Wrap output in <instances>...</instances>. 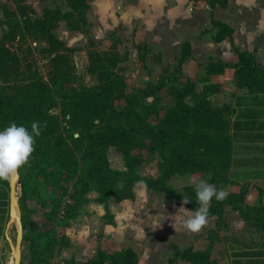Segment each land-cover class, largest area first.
Returning a JSON list of instances; mask_svg holds the SVG:
<instances>
[{
  "label": "trees",
  "instance_id": "obj_1",
  "mask_svg": "<svg viewBox=\"0 0 264 264\" xmlns=\"http://www.w3.org/2000/svg\"><path fill=\"white\" fill-rule=\"evenodd\" d=\"M203 1L211 7L227 5V0ZM65 2L69 12L61 16L57 10L45 9L42 17L33 18L20 7L18 16L14 14L0 37V130L15 122L31 131L34 121L40 122L41 129V135L35 137V151L29 164L19 170L23 207L33 194L42 205H46L45 197L40 198L37 187H49L50 210L46 215L52 219L59 215L57 226L66 228L90 201L102 204L105 215H110L108 201L111 198L114 201L133 199V184L140 181L154 192L162 191L165 200L175 204H182L183 195L188 196L191 200L185 206L194 210L198 206L195 188L171 187L167 182L174 174H183L180 173L182 170H200L204 171L211 184L218 180L222 184L228 182L223 177V171L229 164V108L215 106L210 101V95L220 89L219 85L210 83V75L233 67L237 86L264 90V69L256 62L254 53L233 47L238 56L237 62L232 65L219 60L210 62L202 78V88L197 90L195 81L181 73V65L189 54V45L184 44L182 49L186 51L177 57L176 69L169 74H172L173 80L160 77L154 85L149 84L136 92L152 96L155 100L156 91L169 83L172 104L159 106L156 101L138 104L135 99L116 109L114 102L124 97L128 89L117 70L121 56L114 52L101 58L96 52H89L87 70L96 75L97 82L91 87L77 85L70 57L73 50L65 47L53 30L66 17L67 20H76V24L67 22L73 29L85 27L89 0ZM212 25L217 30V40L231 38V27L213 19ZM32 30L44 43L39 49L42 55L39 57L47 60L44 68L38 65L30 47L23 49L20 46L25 42V33ZM139 59L143 61L144 56ZM176 81L181 82L177 84ZM57 106L60 108L59 114L52 113ZM60 117L64 118L66 125H60ZM89 127V130H85ZM73 131H77L76 137ZM67 139L83 142L77 147L82 150L79 157L68 145ZM112 146L122 154L124 170L113 169L109 165L107 149ZM135 148H145L158 157L159 173L156 177L139 176L137 166L142 158L140 154H133ZM79 162L86 165L83 174L79 173ZM120 181L123 185L118 187ZM4 183L7 186V181ZM69 187L71 190L68 193ZM91 190L97 193L94 199L87 196ZM66 197L68 199L64 202ZM225 205L238 210L248 227L264 228V209L247 205L243 188L238 193L229 194L223 201L212 199L208 216H216L217 228L225 226ZM22 224L21 264H46L55 248L70 245L68 236L62 234L57 237L48 230L42 231L36 219L24 216ZM215 230L209 232L208 245L204 250H193L191 247L179 249L172 245V255L167 264H217L210 258L211 247L218 240ZM57 264L140 263L136 252L130 247L119 250L98 247L86 259L70 257L61 259Z\"/></svg>",
  "mask_w": 264,
  "mask_h": 264
},
{
  "label": "crops",
  "instance_id": "obj_2",
  "mask_svg": "<svg viewBox=\"0 0 264 264\" xmlns=\"http://www.w3.org/2000/svg\"><path fill=\"white\" fill-rule=\"evenodd\" d=\"M187 1L191 0H172V4L168 5L163 0L160 10L152 11L156 17L165 21L148 30L152 40L150 46L154 47L149 49L145 56L160 55L162 66L165 67L166 62L173 56L180 55L179 51L182 52L183 45L188 44L189 54L183 61L182 71L194 81L200 69V62L205 64L213 57L226 63L237 62L238 56L233 47L254 53L256 62L264 69V37L259 34V26H256L258 17L249 20L251 13H264V6L242 3L231 9L230 0H227L225 7H211L206 1L198 0L197 3H203L208 8L202 11L201 7H196L197 10L193 12L190 8L185 9L184 3L188 4ZM221 10L226 14L224 19L221 17ZM242 13L248 14V20L239 23L237 14ZM212 19L231 27V38L217 40V30L212 25ZM205 29L208 30L209 39L206 38V33H202ZM204 50L208 52L205 54ZM190 60L193 67L188 63ZM209 81L220 86L218 92L210 95L211 102L215 106L229 108V164L223 171V177L228 182L218 189H224L231 194L238 193L243 188L244 202L251 207L264 209V90H249L247 87L237 86L233 67H227L219 74H211ZM113 169L124 170L123 167ZM182 178L184 180L178 184H173L174 180L170 179L168 185L178 189L184 186L195 188L193 181L203 179L200 174ZM132 192L133 199L108 201L111 220H106L100 226L105 235L101 242L102 249L113 250L110 246L117 243L116 238L126 236L129 239L127 242L123 241L120 249L132 248L140 264V252L146 256V264H167L172 255V245L179 249L191 247L193 250H204L208 245L209 232L216 229L218 240L213 243L210 254L215 263L264 264V228L255 231L250 229L241 219L239 211L231 205H225L223 208L225 226L217 228L216 216L212 215L208 216L207 225L199 233L192 234L184 230L175 231L173 227L172 217L182 204L165 200L162 191L154 192L140 181L133 184ZM88 197L94 199L97 194ZM97 206L98 214L95 217L99 220L104 218L106 211L102 204ZM183 207L191 210L185 205ZM82 216L80 213L76 220H80ZM262 221L264 223V215ZM13 227L9 224L8 182L6 186L4 181H0V264H13ZM72 240L75 241L74 238Z\"/></svg>",
  "mask_w": 264,
  "mask_h": 264
},
{
  "label": "rangeland",
  "instance_id": "obj_3",
  "mask_svg": "<svg viewBox=\"0 0 264 264\" xmlns=\"http://www.w3.org/2000/svg\"><path fill=\"white\" fill-rule=\"evenodd\" d=\"M179 1V0H175ZM231 9L234 6L240 4L246 5H262L264 6V0H230ZM168 5L172 4V0H165ZM188 4L184 3L185 9H191L193 12L196 7H201L200 9L208 8L207 5L203 3H197L196 1H187ZM163 0H90L89 8L87 11V25L80 30L73 29L68 25V21L76 24L75 19L66 18L61 19L53 32L56 37L64 43L65 47L72 49L70 54L72 59L75 74H76V84H83L86 87H91L96 84V75L91 74L87 70L88 66V54L89 52H96L101 58L111 56V53H118L121 56V60L117 65V70L120 75L124 78L128 89L124 97L120 100L114 102L116 109H119L127 101H133L136 99L138 104L141 103H151L153 101L157 102L159 106H169L173 103L172 98L169 94V83L163 86L161 89L156 91V98L153 100L152 96H147L143 93H136L137 89H143L145 86L151 84L154 85L160 77L169 78L173 80L172 74L169 75L173 69H176V60L179 56H173L170 61H167L165 67L162 66L161 56H145L149 49H153L154 46H150L151 35L149 31L152 26H158L160 22H164L165 19L156 17L155 13L152 11H158L161 8ZM203 4V5H202ZM22 9L31 17H42L45 9L57 10L60 14H66L69 12V6L65 0H0V37L2 36L3 30L7 29L8 22L12 20L14 14L18 16L19 8ZM8 12V13H7ZM248 14H237V20L239 23L247 22ZM52 16V14H50ZM226 14L221 10V17L224 19ZM64 17V16H62ZM258 17L257 21L259 26V34L264 37V13H251L249 20L251 18ZM221 18V19H222ZM202 20V19H201ZM203 21H201L202 23ZM246 24V23H245ZM244 24V25H245ZM153 28V27H152ZM208 30H204L202 33L207 34ZM39 34V33H38ZM36 31L32 30L30 33H25V42L20 43L23 49L30 47L33 55L37 58V63L41 68H44L46 63L45 58H40L42 56L39 49L44 46V43L38 37ZM209 39V34L206 35ZM155 43V41H153ZM139 44V45H137ZM143 44V45H142ZM137 47V48H136ZM137 49L139 56H137ZM185 48L179 51V54L185 53ZM126 52V53H125ZM208 50H204L206 54ZM123 53V54H121ZM124 54H127L125 56ZM155 54V53H154ZM144 55V60L141 61L139 57ZM156 55V54H155ZM186 58V57H185ZM190 58V57H188ZM187 59V58H186ZM193 60V59H192ZM218 61L216 58L208 59L205 64L198 63L199 71L196 74L195 87L200 90L203 85L202 78L205 77V70L210 62ZM220 61V60H219ZM191 63V60L188 62ZM224 64H228L223 62ZM183 64V63H182ZM233 63H230L232 65ZM191 67V66H190ZM193 67V64H192ZM227 68V67H226ZM224 71V70H223ZM181 73L182 65H181ZM201 73V74H200ZM178 75V73H177ZM160 76V77H159ZM159 77V78H158ZM187 77V76H186ZM194 81V80H193ZM170 82V81H169ZM181 81H176L179 84ZM201 87V88H199ZM211 101V100H210ZM213 104V103H212ZM214 105V104H213ZM60 108L57 106L52 109V113L59 114ZM162 113V111H161ZM60 125H66L63 117L59 118ZM97 122V121H95ZM95 127L92 129L94 130ZM85 128V130H89ZM63 132H66L63 130ZM74 136H77V131H73ZM67 143L71 146V149L79 157L80 150L78 145H82V141L72 142L67 139ZM148 144V141H146ZM133 154H140L142 161L138 164L137 173L141 177H154L157 176L159 171L157 167L158 157L152 155L145 148H135L133 149ZM107 158L109 165L112 168H122L125 169L123 164L122 154L115 148L109 147L107 149ZM86 165L79 162V173L83 174L85 172ZM180 171L183 174H174L170 179L174 180L173 184H178L180 181L184 180L182 177L190 176L192 174H200L203 179H208L205 176L204 171L195 170L193 172ZM169 179V180H170ZM169 184V181H168ZM122 182H118L117 186L121 187ZM217 189L222 184L221 182L214 181ZM40 198L45 197L46 205H42L33 195L31 198H27L24 203L20 200V213L21 220L24 216H28L31 219H36L40 224V229L42 231L48 230L53 236H60L65 234L70 238V245L66 248H55L53 256L46 264H57L61 259H66L74 257L76 259H86L90 257L96 248L101 247V242L103 241L105 235L101 227L102 223L111 220V215H104V218L98 220L95 217L97 212V205L94 202L85 204L81 209V214L83 215L80 220H75L73 223L66 227L60 228L57 226L56 220L59 219V215L55 216V219L48 218L46 212L50 210L49 202V187L39 185L37 187ZM71 187L68 188V193ZM18 194L21 196V188L18 181ZM97 194L94 190L88 192L87 196H94ZM68 198L64 199V202ZM113 199V198H111ZM110 199V200H111ZM123 209V207H121ZM61 214V213H60ZM253 230H260L258 227H249ZM13 227V233L16 235V230ZM125 237V238H123ZM116 238V244L110 246V249L116 250L122 247L123 241H128V237L123 236ZM74 238L75 241L72 240ZM126 239V240H125ZM125 242V243H126ZM254 242V241H252ZM256 242V241H255ZM254 242V243H255ZM121 245V246H120ZM102 248V247H101ZM139 259L142 264H146V256L140 252ZM158 264V262L156 263Z\"/></svg>",
  "mask_w": 264,
  "mask_h": 264
},
{
  "label": "clouds",
  "instance_id": "obj_4",
  "mask_svg": "<svg viewBox=\"0 0 264 264\" xmlns=\"http://www.w3.org/2000/svg\"><path fill=\"white\" fill-rule=\"evenodd\" d=\"M46 126V125H45ZM41 135L40 122L31 123V131L15 122L0 130V181L10 182L19 175V170L28 165L35 151V137ZM195 184V200L198 206L188 210L186 205L191 200L183 195L182 206L172 217L175 231L184 230L188 233H199L208 223L211 201H223L229 195L224 189H217L216 185L206 179L193 181Z\"/></svg>",
  "mask_w": 264,
  "mask_h": 264
},
{
  "label": "water",
  "instance_id": "obj_5",
  "mask_svg": "<svg viewBox=\"0 0 264 264\" xmlns=\"http://www.w3.org/2000/svg\"><path fill=\"white\" fill-rule=\"evenodd\" d=\"M19 175L8 182L9 188V224L15 227L16 235L12 244L13 264H21L22 261V238L23 224L20 213V203L18 194Z\"/></svg>",
  "mask_w": 264,
  "mask_h": 264
}]
</instances>
